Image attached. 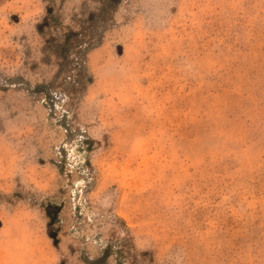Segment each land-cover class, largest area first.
I'll use <instances>...</instances> for the list:
<instances>
[{"label": "rangeland", "instance_id": "rangeland-1", "mask_svg": "<svg viewBox=\"0 0 264 264\" xmlns=\"http://www.w3.org/2000/svg\"><path fill=\"white\" fill-rule=\"evenodd\" d=\"M0 264H264V0H0Z\"/></svg>", "mask_w": 264, "mask_h": 264}]
</instances>
